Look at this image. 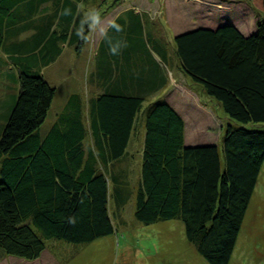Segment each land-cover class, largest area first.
<instances>
[{
	"label": "trees",
	"instance_id": "trees-1",
	"mask_svg": "<svg viewBox=\"0 0 264 264\" xmlns=\"http://www.w3.org/2000/svg\"><path fill=\"white\" fill-rule=\"evenodd\" d=\"M9 1L0 0V59L7 41L3 21L14 18ZM95 1L99 7L108 2ZM111 1L108 9L124 0ZM251 3L242 15L250 32L225 14L213 16L211 28L175 39L184 74L237 124L227 125L220 150L186 147L181 115L164 99L133 95L132 79L124 85L131 93L59 87L60 75L49 78L44 69L69 32L48 39L42 31L26 46V57L14 56L13 68L0 77L10 90L0 135V249L6 256L33 263L47 252L46 240L79 247L112 236L109 181H115L100 165L132 155L143 126L136 219L145 225L181 220L186 239L209 264H230L264 167V0ZM78 38L71 34L72 45ZM86 41L77 40L78 51ZM127 52L120 50L108 65L94 64L97 73L88 68L82 79L109 87L102 70ZM126 60L132 63V55ZM253 125L263 127L248 128Z\"/></svg>",
	"mask_w": 264,
	"mask_h": 264
},
{
	"label": "crops",
	"instance_id": "crops-1",
	"mask_svg": "<svg viewBox=\"0 0 264 264\" xmlns=\"http://www.w3.org/2000/svg\"><path fill=\"white\" fill-rule=\"evenodd\" d=\"M111 2L108 0L99 7V2L95 0L9 1L8 7L14 18H7L3 21L7 41L4 47L5 52L0 59V77L6 75L13 68L11 61L15 58L14 56L20 53L26 54L25 57L28 55V49L27 52H24L26 46L30 43L33 45L35 37L42 31L45 32V35L47 34L48 39H51L53 35L64 33V31L69 32L70 36L67 37V41L60 43L61 53L54 63L44 69V74L49 78L57 74L65 78L73 77L76 87L72 90L69 89L71 93L73 90L90 94L105 91L131 93L130 89H125V86L129 87L127 82L132 79L136 86V89H133V95L143 96L147 100L152 97H157L156 100L164 99L181 115L184 121L186 120L185 124L187 121L191 123L193 129L188 131V134L185 132V146H196L187 143V139L190 137L196 139L194 133H197L198 120L206 119L208 115L202 113L206 111L205 106L201 107L195 98H191L187 94L190 90L186 86L175 87L172 85L178 81V78L186 77L175 52V39L180 35L212 25V17L216 16L211 13L212 1L124 0L108 9ZM65 9L69 10L72 18L71 16L69 19L64 18L66 16ZM88 9H96L100 12L101 25L92 31L88 30V25H84L89 39L84 48L78 51L76 42L81 38L76 39L73 45L72 39L69 38H71V34H77V30L81 28L83 13ZM66 20H70V24L67 26L64 25ZM111 21L119 23L122 31L116 32L109 28L107 35L113 41L126 42V47L121 48V53L125 50L128 52L120 61L114 62L113 65L102 70L108 79V84L112 82L109 87L107 85L103 88L97 80L89 82V79L84 80L82 77L86 75L85 72L88 68L95 70L96 74L97 67L94 64L104 62L108 65L114 56L109 52V44L102 31ZM238 28L245 31L241 25ZM247 30L251 31L249 27L245 32ZM129 55L133 57L132 63L126 60ZM112 78L114 80H111ZM65 86V89L68 90V86ZM186 109V115H191L192 118L184 114ZM262 127L260 125L248 126L249 129H261ZM197 134L200 136V133ZM142 135H144L143 126ZM203 145H216V143L208 141L199 146ZM218 147L220 150L221 146L218 145Z\"/></svg>",
	"mask_w": 264,
	"mask_h": 264
},
{
	"label": "rangeland",
	"instance_id": "rangeland-1",
	"mask_svg": "<svg viewBox=\"0 0 264 264\" xmlns=\"http://www.w3.org/2000/svg\"><path fill=\"white\" fill-rule=\"evenodd\" d=\"M210 1H212L211 13H214L217 18L227 14L233 24L241 25L245 31L247 26L242 15L247 9L249 10L252 5L251 2H260V0ZM186 77L178 78V83L174 82L172 85L175 87L186 86L190 90L187 94L191 98H195L201 107L204 105L206 111L202 113L208 115V118L198 120L196 132L200 133V136L194 133L196 139L190 137L187 139V143L199 146L208 141H214L216 146L221 145L227 125L237 126V124L228 119L221 105L214 102L198 85ZM61 78L62 80L58 83L59 87L67 85L70 88L75 86L73 77L61 76ZM3 84L4 81L1 79L0 135L7 121L4 101L10 92ZM156 98L152 97L148 101L155 102L157 101ZM8 101L10 98L6 100L7 103ZM148 104V102L145 103L146 106ZM184 114H187V109ZM186 116L192 118L191 115ZM186 123L185 132L188 134V131L193 128L190 122L187 121ZM141 137L142 128L136 132L132 141L133 146L130 152L132 151L133 156H124L123 160H118L113 165H100L101 171L108 177L114 176L115 181L113 182L109 178V209L114 226L112 236L79 247L70 245L65 241L46 240L47 252L40 260L33 263L6 256L0 249V264H209L198 253L195 245L186 239L185 226L181 220L145 225L136 219L137 193L140 185L143 156ZM115 197L122 199L119 202ZM123 201L126 205H121ZM118 203H120L119 208L117 207ZM250 203L230 264H264V167Z\"/></svg>",
	"mask_w": 264,
	"mask_h": 264
},
{
	"label": "clouds",
	"instance_id": "clouds-1",
	"mask_svg": "<svg viewBox=\"0 0 264 264\" xmlns=\"http://www.w3.org/2000/svg\"><path fill=\"white\" fill-rule=\"evenodd\" d=\"M64 14L68 15L69 10L65 9ZM84 25H88L89 31H92L95 28H97L98 26H100L101 25V14H100V12L96 9H88V10L84 11V13H83L81 28L77 30V35L81 39L88 40L89 36L86 34V32L84 30ZM109 28L115 30L116 32H120V31H122V27L119 23H117L115 21H111V22H109L107 28H104L102 30L104 38L108 41V44H109V52L114 56L119 55L121 48L126 47V42L119 41V40L113 41L112 38L107 35V31Z\"/></svg>",
	"mask_w": 264,
	"mask_h": 264
}]
</instances>
